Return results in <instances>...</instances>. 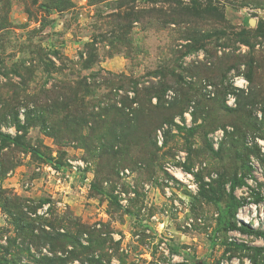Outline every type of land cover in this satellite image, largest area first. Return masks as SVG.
I'll use <instances>...</instances> for the list:
<instances>
[{"label":"rangeland","instance_id":"1","mask_svg":"<svg viewBox=\"0 0 264 264\" xmlns=\"http://www.w3.org/2000/svg\"><path fill=\"white\" fill-rule=\"evenodd\" d=\"M0 264H264V0H0Z\"/></svg>","mask_w":264,"mask_h":264},{"label":"built area","instance_id":"2","mask_svg":"<svg viewBox=\"0 0 264 264\" xmlns=\"http://www.w3.org/2000/svg\"><path fill=\"white\" fill-rule=\"evenodd\" d=\"M241 87H242V85H241ZM223 132L222 131H220V132H216V135L218 136V135H220V134H222ZM161 137H162V135H161V132L159 131V138H160V141H161ZM216 139H218L217 137H215V140ZM169 171H170V173L174 176V177H176L177 179H179L180 181H182V182H186V183H188V187L189 188H194V185H192V183H190V180H188V179H186L185 177H183V174L182 173H179L178 171H177V169L176 168H174V167H171L170 169H169ZM125 174H128V170H122L121 171V175H125ZM190 176V175H189ZM127 202V200H124V203H126Z\"/></svg>","mask_w":264,"mask_h":264},{"label":"trees","instance_id":"3","mask_svg":"<svg viewBox=\"0 0 264 264\" xmlns=\"http://www.w3.org/2000/svg\"><path fill=\"white\" fill-rule=\"evenodd\" d=\"M251 232H253V230H251ZM254 232L259 233V232H257V231H254Z\"/></svg>","mask_w":264,"mask_h":264}]
</instances>
